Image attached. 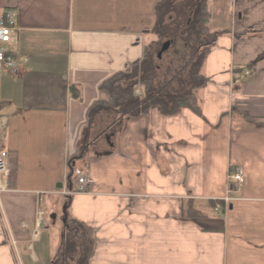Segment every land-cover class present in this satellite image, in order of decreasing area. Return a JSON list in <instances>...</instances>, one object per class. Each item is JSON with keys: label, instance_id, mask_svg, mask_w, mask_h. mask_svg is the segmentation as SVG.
Segmentation results:
<instances>
[{"label": "crops", "instance_id": "crops-1", "mask_svg": "<svg viewBox=\"0 0 264 264\" xmlns=\"http://www.w3.org/2000/svg\"><path fill=\"white\" fill-rule=\"evenodd\" d=\"M159 2L0 0L20 28L9 52L26 60L18 76L0 81L7 129L13 123L0 192V264L37 263L33 246L44 235L31 240L37 192L62 214L69 200L71 218L92 230L88 264H264V0L207 1L208 30L220 35L201 68L205 86L195 92L201 117L152 108L134 119L104 113L90 121L102 85L155 42ZM26 142L29 155L21 149ZM71 160L93 180L89 194L66 195L77 188L74 178L66 182ZM236 168L239 193L215 211ZM188 202L200 218L184 217ZM46 219L55 258L63 224Z\"/></svg>", "mask_w": 264, "mask_h": 264}, {"label": "trees", "instance_id": "trees-1", "mask_svg": "<svg viewBox=\"0 0 264 264\" xmlns=\"http://www.w3.org/2000/svg\"><path fill=\"white\" fill-rule=\"evenodd\" d=\"M207 1L196 0L194 3L191 0L184 3L182 0H160L156 6L155 25L151 33L160 44L170 43L168 51L157 60L156 54L149 47L139 63L127 73L117 74L106 81L101 87L104 99L92 106L89 117L98 110L113 111L119 122L144 116L152 108H157L163 116H174L186 109L201 117L194 92L205 86L201 68L220 35L208 31ZM167 54H170V63L175 65V72L164 75L162 63ZM254 65L255 62L248 69L253 70ZM117 82L123 84V88L113 89ZM135 86L141 88L140 97L133 94ZM72 97L78 98V92L72 91ZM71 175L69 170L68 185L71 184ZM68 202L65 207L62 248L57 261L61 264H88L94 248L93 233L85 224L71 218ZM183 210L187 220L202 216L191 202L186 203Z\"/></svg>", "mask_w": 264, "mask_h": 264}, {"label": "rangeland", "instance_id": "rangeland-1", "mask_svg": "<svg viewBox=\"0 0 264 264\" xmlns=\"http://www.w3.org/2000/svg\"><path fill=\"white\" fill-rule=\"evenodd\" d=\"M184 3H188L190 2L191 0H182ZM194 1V3L196 2V0H192ZM228 27L230 28V26L228 25ZM155 42H153L151 44V47H150V51L154 54H156L158 52V50L160 49V46L161 44L156 41V39L154 38ZM10 46H11V43L9 44H2L1 45V48H3L5 51H9L10 49ZM170 54H167V56H165L164 58V62L162 63V67H163V72H164V75L168 74V73H174L175 72V69H174V63H170ZM161 59V58H160ZM158 64V63H157ZM115 86V87H114ZM113 86V89L114 88H123V84L117 82L115 83ZM141 88L139 86H135L134 89H133V94L135 96H141ZM100 111V110H98ZM101 114L98 116L97 114H92L91 117H90V121L94 122V124H96L97 122L99 121H102V114H104L103 116H114L116 117L115 113L113 111H104L103 112H100ZM10 115V111L8 110V107H3L0 109V116H9ZM108 119V118H106ZM96 120V121H95ZM105 120V119H103ZM12 123V122H11ZM11 123L9 122V127L6 131V134H7V137H6V143L8 142L7 140L9 139V143H10V137L13 132V123L11 125ZM100 127V125L98 126V128ZM94 130H98L96 129L97 126L95 125V127H93ZM27 144V145H26ZM26 144H21V149L24 151L25 154L29 155V151L31 148H29V144L26 142ZM11 151H14L15 153H18L19 156H21V151L20 149L18 148H14V147H11ZM80 168V167H79ZM21 177V174L19 173V179ZM227 191V190H226ZM226 194V193H225ZM225 196V195H224ZM224 197H222L220 200L216 201L219 208L221 209V211H223V207H224V202L222 201ZM228 207V205L225 207L224 210H226V208ZM41 209L42 211L44 212V214L48 217H45V218H49V215L50 216H53L54 217V220L53 222L55 223V225H60L62 223V211L61 209H57V210H52L51 208L48 207L47 203H42L41 204ZM220 212V211H219ZM50 226V221L48 219H46V221L43 222L42 224V227L40 229V236H41V233H43V237L41 238V241H40V244H35L33 247H34V251H35V254L37 255L38 259H37V263H31L29 260H28V264H61L59 261H57V256L55 258H51L50 257V248H48V231H44L45 228L49 227ZM62 245V243H61ZM24 248L26 249V246H24ZM62 248V247H61ZM60 248V249H61ZM25 261V259L23 260ZM27 264V262H25Z\"/></svg>", "mask_w": 264, "mask_h": 264}, {"label": "built area", "instance_id": "built-area-1", "mask_svg": "<svg viewBox=\"0 0 264 264\" xmlns=\"http://www.w3.org/2000/svg\"><path fill=\"white\" fill-rule=\"evenodd\" d=\"M17 31L16 20L13 13L9 10L0 11V78L5 72L12 75H17L19 73V59L1 48V45L8 43L11 35ZM24 62L25 61H22V63ZM5 126L6 120L0 117V189L8 173L9 155L4 148ZM230 179L234 182L233 191H237L238 187L243 182L241 173L237 171ZM77 183L80 186V192H86L92 186V181L86 178H79ZM37 216L41 217L42 213L38 212Z\"/></svg>", "mask_w": 264, "mask_h": 264}, {"label": "water", "instance_id": "water-1", "mask_svg": "<svg viewBox=\"0 0 264 264\" xmlns=\"http://www.w3.org/2000/svg\"><path fill=\"white\" fill-rule=\"evenodd\" d=\"M169 47H170L169 42H165L160 46L159 52L156 55L158 60L161 58V55L169 49ZM60 187L61 186H58V188H60Z\"/></svg>", "mask_w": 264, "mask_h": 264}]
</instances>
